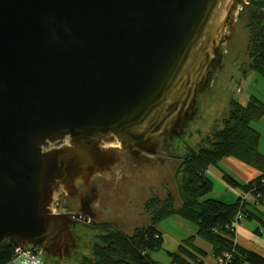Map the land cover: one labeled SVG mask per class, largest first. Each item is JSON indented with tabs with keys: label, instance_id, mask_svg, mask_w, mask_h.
Masks as SVG:
<instances>
[{
	"label": "water",
	"instance_id": "water-1",
	"mask_svg": "<svg viewBox=\"0 0 264 264\" xmlns=\"http://www.w3.org/2000/svg\"><path fill=\"white\" fill-rule=\"evenodd\" d=\"M245 3L0 0V244L68 259L81 216L53 213L55 192L93 177L109 222L101 206L123 178L178 156Z\"/></svg>",
	"mask_w": 264,
	"mask_h": 264
},
{
	"label": "trees",
	"instance_id": "trees-1",
	"mask_svg": "<svg viewBox=\"0 0 264 264\" xmlns=\"http://www.w3.org/2000/svg\"><path fill=\"white\" fill-rule=\"evenodd\" d=\"M245 2L237 15L248 29V40L246 51L235 50L244 56L238 67L243 76L254 72L264 78V0ZM229 42L226 43L227 48L231 47ZM248 99L245 104L230 99L220 126L205 133L199 143L185 146L184 153L178 155L171 165L173 189L163 195L152 196L145 203L144 210L149 214L146 224L130 232H123L108 222L98 225L102 231L95 235L91 253L83 255L76 264H160L150 256L151 251L162 247L161 233L156 225L171 215L193 223L197 228L196 234L211 244L215 257L229 253L226 264H264L262 255L233 241L236 215L240 213L242 218H250L251 209L255 206L244 200L241 203L242 197L226 202L204 196L213 188V180L206 175L211 165L220 168L226 184L252 195L255 202L264 206V154L259 150L260 133L251 125L264 116V103L253 95ZM174 151L178 152V149L175 147ZM226 156L254 165L259 174L248 182L239 181L218 164ZM185 246L203 254L193 245L191 236L184 240L183 246H178V252L168 253L171 258L169 264H201L199 256L186 250ZM13 254V245L8 241L0 244V264H9ZM43 257L45 264L61 262L45 253Z\"/></svg>",
	"mask_w": 264,
	"mask_h": 264
},
{
	"label": "rangeland",
	"instance_id": "rangeland-1",
	"mask_svg": "<svg viewBox=\"0 0 264 264\" xmlns=\"http://www.w3.org/2000/svg\"><path fill=\"white\" fill-rule=\"evenodd\" d=\"M240 7L236 8L231 22L234 26L230 42L231 47L227 48L226 44L222 46L225 55L224 66L219 72L216 69L214 73L216 77L212 80L208 89L200 95L198 100L200 102L199 109L194 117L195 119L189 122L186 134L173 142L179 146V155L184 153L187 144L195 145V143H199L205 133L213 131L220 126V120H222L223 115L227 111L230 99H237L240 103L245 104L249 100L248 98L253 95L264 103V78L254 72H249L243 76L238 67L244 58L241 53L246 51L248 40V29L242 21L238 20L237 14ZM236 49L243 50L237 54L235 52ZM251 125L260 133L259 149L264 153V116L259 121H253ZM176 158L177 156H169L164 162L155 161L154 164L136 166L105 198L101 209L107 212L110 221H97V226L108 222L115 224L123 232H130L133 228L146 224L149 214L144 210L145 203L152 196L163 195L167 190L173 189L174 183L170 177L172 173L171 165ZM220 162L218 164L224 169ZM252 167L255 168L254 165ZM213 182V190L204 195L205 197L217 196L218 191L225 194L224 187L220 185V180L214 179ZM55 195L57 198L60 196L58 194ZM63 198H65L64 193ZM60 200L61 204L64 203L63 199ZM242 200L244 202L247 201V199L241 198L240 202ZM248 202L254 206L258 205L252 195ZM56 209L60 211L58 205H56ZM244 221L245 219L242 218L237 224ZM97 226L81 230L82 247L75 249L73 256L67 260L62 259L59 264H76L83 255H89L95 235L97 233L100 234L102 231Z\"/></svg>",
	"mask_w": 264,
	"mask_h": 264
},
{
	"label": "crops",
	"instance_id": "crops-1",
	"mask_svg": "<svg viewBox=\"0 0 264 264\" xmlns=\"http://www.w3.org/2000/svg\"><path fill=\"white\" fill-rule=\"evenodd\" d=\"M220 163L229 174H232L236 179L242 182H248L259 174V171L256 168L241 162L235 157L226 156L221 159ZM221 173L220 168L211 165L206 171V175L212 180H220V185L224 187L225 194L218 191L217 196H214L216 199L222 200L223 198L222 201L226 202H233L240 197L245 200L247 199V201L250 199V194H246L241 189L226 184L222 179ZM251 210L253 213L250 214V218H246L244 222L235 225L233 241L240 247L255 251L264 257V206L258 204L255 207H252ZM156 228L161 233L162 247L159 250L154 252L151 251L150 253L151 259L155 260V262L169 264L171 258L168 253L178 252V246H183L184 240L192 236L193 245L196 249L202 251L203 254L198 253L197 250L188 246H185L186 250H189L196 256L198 255L201 264H217L211 249V244L196 234L197 228L193 223L182 219L177 215H171V217L169 216L160 220L157 223ZM256 230H258V232H256Z\"/></svg>",
	"mask_w": 264,
	"mask_h": 264
},
{
	"label": "flooded vegetation",
	"instance_id": "flooded-vegetation-1",
	"mask_svg": "<svg viewBox=\"0 0 264 264\" xmlns=\"http://www.w3.org/2000/svg\"><path fill=\"white\" fill-rule=\"evenodd\" d=\"M106 147H109L108 144H106ZM112 147V146H111ZM114 147V146H113ZM119 156L122 158L120 161L121 163L124 162L127 163V156L123 153H120ZM152 160L156 162L162 161L164 162L167 157L169 156H157V155H149ZM131 160H129L130 162ZM101 174V173H98ZM96 175V174H95ZM93 178V177H92ZM88 186L83 185V181L77 180V187L78 190L76 191L75 196H70L65 190L60 189L58 192H55L56 194L60 195L58 198L56 197V205L59 206L60 211L58 213H72V214H80L81 217H74L73 223L70 225V230L72 234L76 238V243H78L79 240V232L81 230L86 229L87 227H95L97 226V218L99 217V213L96 212L94 209V203L95 199L98 195L97 193V186L94 182H92ZM63 193L65 198H63ZM63 199L64 203H60ZM74 204V206H71ZM70 205V206H69ZM83 217H87L85 220ZM77 248V247H76Z\"/></svg>",
	"mask_w": 264,
	"mask_h": 264
},
{
	"label": "built area",
	"instance_id": "built-area-1",
	"mask_svg": "<svg viewBox=\"0 0 264 264\" xmlns=\"http://www.w3.org/2000/svg\"><path fill=\"white\" fill-rule=\"evenodd\" d=\"M56 195H54V201L51 203L50 209L53 213H58L56 209ZM242 219V215L238 213L236 215V222L239 223ZM230 258L229 253H224L221 256H218L216 259L217 264H226ZM9 264H45V259L43 257V251L40 248H31L27 247H15L14 254L11 257Z\"/></svg>",
	"mask_w": 264,
	"mask_h": 264
},
{
	"label": "bare ground",
	"instance_id": "bare-ground-1",
	"mask_svg": "<svg viewBox=\"0 0 264 264\" xmlns=\"http://www.w3.org/2000/svg\"><path fill=\"white\" fill-rule=\"evenodd\" d=\"M108 146H112V147L114 146L115 147V146H117V143L116 142H111V143H108Z\"/></svg>",
	"mask_w": 264,
	"mask_h": 264
}]
</instances>
